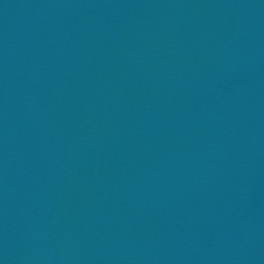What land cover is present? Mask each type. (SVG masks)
<instances>
[{"label":"water","instance_id":"1","mask_svg":"<svg viewBox=\"0 0 264 264\" xmlns=\"http://www.w3.org/2000/svg\"><path fill=\"white\" fill-rule=\"evenodd\" d=\"M0 264H264V0H0Z\"/></svg>","mask_w":264,"mask_h":264}]
</instances>
